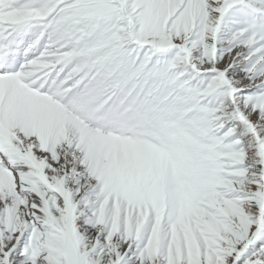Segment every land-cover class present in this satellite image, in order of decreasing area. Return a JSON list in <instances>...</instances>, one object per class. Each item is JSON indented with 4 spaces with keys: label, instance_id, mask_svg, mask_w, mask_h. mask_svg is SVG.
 <instances>
[{
    "label": "snow or ice",
    "instance_id": "obj_1",
    "mask_svg": "<svg viewBox=\"0 0 264 264\" xmlns=\"http://www.w3.org/2000/svg\"><path fill=\"white\" fill-rule=\"evenodd\" d=\"M0 264H264V0H0Z\"/></svg>",
    "mask_w": 264,
    "mask_h": 264
}]
</instances>
